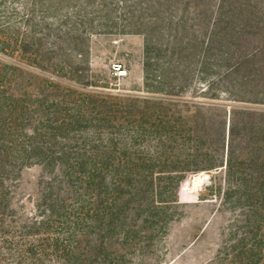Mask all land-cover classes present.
<instances>
[{
  "label": "trees",
  "instance_id": "trees-1",
  "mask_svg": "<svg viewBox=\"0 0 264 264\" xmlns=\"http://www.w3.org/2000/svg\"><path fill=\"white\" fill-rule=\"evenodd\" d=\"M93 16L143 35L146 95L90 88ZM206 170L237 196L219 264H264V0H0V264H166L179 190Z\"/></svg>",
  "mask_w": 264,
  "mask_h": 264
},
{
  "label": "rangeland",
  "instance_id": "rangeland-1",
  "mask_svg": "<svg viewBox=\"0 0 264 264\" xmlns=\"http://www.w3.org/2000/svg\"><path fill=\"white\" fill-rule=\"evenodd\" d=\"M93 18L94 21H92ZM90 20L85 26H79V32L85 30L91 35L81 36L78 40L81 42L80 50L83 53V56L79 58L87 62L82 66L85 69L83 73L86 77L89 75L90 80L95 84L90 88L108 94L122 95L125 103L130 102L131 97L136 94L146 95L143 35L112 32L107 27L108 20L104 16H93ZM62 58L59 56L56 60ZM115 61L122 62L126 66L127 76L120 79L113 77L111 66ZM30 75L34 82L36 81L34 85L38 83L36 86L40 87L37 88L47 94L48 90L44 84L48 80V73L36 70ZM199 90L198 87L195 91L191 89L187 92V96L202 100L203 96ZM138 104L140 106L144 102ZM179 107L182 110L187 109L183 103H180ZM141 133L142 130L138 126L134 127L126 120L124 135L127 142H132L131 137ZM201 172L190 175L179 190L182 202L179 207L180 213L177 215L179 217L168 226V234L160 247L163 256L166 255L162 259L166 264H219V249L225 239V230L239 212L234 211L223 199L237 198V196L236 194L228 196L229 185L225 177L219 174L220 170H206L210 175L207 182L201 189H191L195 177ZM33 174L35 170L27 173L25 181L32 180ZM156 199L168 202L173 198ZM160 206H166L169 212L172 210L167 207L170 205Z\"/></svg>",
  "mask_w": 264,
  "mask_h": 264
},
{
  "label": "built area",
  "instance_id": "built-area-1",
  "mask_svg": "<svg viewBox=\"0 0 264 264\" xmlns=\"http://www.w3.org/2000/svg\"><path fill=\"white\" fill-rule=\"evenodd\" d=\"M111 74L113 77L120 79L128 75V69L122 62L115 61L111 66Z\"/></svg>",
  "mask_w": 264,
  "mask_h": 264
},
{
  "label": "bare ground",
  "instance_id": "bare-ground-1",
  "mask_svg": "<svg viewBox=\"0 0 264 264\" xmlns=\"http://www.w3.org/2000/svg\"><path fill=\"white\" fill-rule=\"evenodd\" d=\"M208 178H209V174L207 172H201L198 176L195 177L191 189L193 190L201 189L203 185L207 182Z\"/></svg>",
  "mask_w": 264,
  "mask_h": 264
},
{
  "label": "water",
  "instance_id": "water-1",
  "mask_svg": "<svg viewBox=\"0 0 264 264\" xmlns=\"http://www.w3.org/2000/svg\"><path fill=\"white\" fill-rule=\"evenodd\" d=\"M202 172H206V171H202ZM210 176V175H209ZM202 186V185H201Z\"/></svg>",
  "mask_w": 264,
  "mask_h": 264
}]
</instances>
